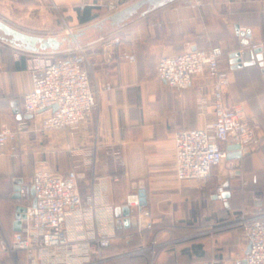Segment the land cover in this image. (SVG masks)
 <instances>
[{
    "label": "crops",
    "instance_id": "crops-1",
    "mask_svg": "<svg viewBox=\"0 0 264 264\" xmlns=\"http://www.w3.org/2000/svg\"><path fill=\"white\" fill-rule=\"evenodd\" d=\"M48 1L51 8L59 5L72 14L75 24L80 23L74 8L80 0ZM16 6L29 13L38 11L39 16L44 10L43 4L26 0H0V12L12 14ZM151 17L144 37L139 33L133 36L137 29L134 27L124 34L106 37L117 38L110 49L92 45L89 69L101 89L100 105L77 127L66 130L62 139L34 129V117H19L14 111L16 105L25 115L23 95L33 85L32 70L49 58L60 56L57 53L61 50L29 51L0 39V129L4 125L18 128L25 123L16 140L0 145V175L6 180L0 184V213L8 232L0 237L11 239L17 231V206L28 200L13 197L14 185L20 181L22 187L31 186L35 169L47 166L58 173L77 169L84 200L94 187L104 188L117 206L130 190L147 188L155 229L128 234L136 235L131 253L136 252L137 257L128 262L118 261L115 253H108L116 248L113 243L105 250L107 259L103 264H139L142 259L150 264L153 248L154 264H234L235 257L243 250L246 252L248 243L240 216L247 213L248 207L252 216L264 213L254 192L255 185L264 183V65L256 60L233 68L231 53L249 48L251 42V48L262 46L264 55V0H202L196 7L190 6L188 0H177L153 12ZM237 24L240 31L249 29L250 37L241 35ZM213 45L224 49L221 65L229 70L225 101L245 105L260 141L241 158L227 159L230 163L224 184L228 183L231 194L227 201H222L223 205L204 208L196 205L203 198L202 180L177 177L174 134L180 128L201 127L214 120L213 105L208 103L202 109L199 101L200 95L211 97V79L204 73L198 74L188 87L174 89L159 78L157 64L164 54ZM124 53H133L136 59L130 61ZM252 57L256 59L254 54ZM107 83H111L110 89L105 88ZM84 149L94 153L91 165H85L78 154ZM114 176L119 179L114 180ZM215 195L213 188L209 198L217 202ZM240 198L248 202L244 204ZM251 199H255L252 209ZM30 201L29 210L33 196ZM118 229L119 236L129 227ZM0 264L31 262L25 250H18L2 255Z\"/></svg>",
    "mask_w": 264,
    "mask_h": 264
},
{
    "label": "built area",
    "instance_id": "built-area-1",
    "mask_svg": "<svg viewBox=\"0 0 264 264\" xmlns=\"http://www.w3.org/2000/svg\"><path fill=\"white\" fill-rule=\"evenodd\" d=\"M126 0H80L78 6L104 7L110 12L121 9ZM201 0H193L192 7ZM58 9V5H54ZM66 33L74 32L66 26ZM117 38H102V46L110 49ZM124 58L134 61L133 53ZM224 49L220 45L189 48L182 52L164 54L157 64V75L167 86L176 89L188 87L198 74L211 79L212 95H200V107L208 103L214 107L212 122L193 128H180L174 134L176 173L180 180L207 179L226 158L230 143H239L242 153L260 141L242 102L227 104L225 89L230 83L228 68L222 67ZM87 47L75 40L66 54L49 58L32 70L33 85L23 95L25 114L36 119L34 129L39 131H66L77 127L100 105V88L94 83L89 69ZM111 83L105 85L106 89ZM57 105L55 108L54 106ZM40 116L36 117V115ZM25 123L18 128L4 125L0 129V145L18 138ZM18 155L17 153H14ZM85 165L93 163L94 153L84 149L78 153ZM79 172L70 169L58 173L51 168L37 167L31 186L35 188L34 203L26 218H21L22 228L14 231L11 239L0 237V259L25 250L31 264H103L105 250L118 237L116 205L104 188H93L84 200L79 187ZM118 180V176L113 177ZM28 187H22L25 194ZM226 186L222 183L216 195L222 201ZM121 205L136 207V232L155 229L148 190L140 186L130 190ZM240 223L250 251L244 250L234 259V264H264V213L247 216L241 214ZM154 238V243H156ZM141 250V249H140ZM139 250V251H140ZM155 248L150 264H154ZM218 264V262H214Z\"/></svg>",
    "mask_w": 264,
    "mask_h": 264
},
{
    "label": "water",
    "instance_id": "water-1",
    "mask_svg": "<svg viewBox=\"0 0 264 264\" xmlns=\"http://www.w3.org/2000/svg\"><path fill=\"white\" fill-rule=\"evenodd\" d=\"M177 0H138L134 3L119 9L118 11L113 12L103 20L98 23H94L91 27H85L83 29H79L74 31L72 34L68 33L65 35H37L28 33L21 29H18L3 19L0 18V39L5 41L6 43L11 44L12 46L19 47L21 49L29 50V51H51L57 52L64 49L72 48L75 40L84 42L82 36H85L91 28H95L98 32L97 38H103L105 35L111 33L112 31H116L126 25L134 22L135 20L147 16L158 9H161ZM107 30H106V29ZM236 30L241 35H246L250 37L251 31L248 29L246 31L241 30L240 26L236 25ZM88 39V38H87ZM252 43L250 42V47L243 50H236L231 53L233 68L249 65L255 63L256 60L259 61V64L264 65L263 60V48L260 45H254L251 48ZM196 47H193L195 49ZM255 55L256 59L252 56ZM16 104V103H13ZM55 108L57 105L54 106ZM15 113L18 114L19 117L32 118L33 114H25L22 115L21 110L18 106L14 107ZM243 156L242 150L240 148L239 143H230L227 145V159H238ZM226 190L223 195L225 197L230 196V190L228 188V184L225 185ZM22 188V184L20 181L14 185L15 193L13 195L14 198L22 200V198H28V200L24 204H19L17 206L16 211V220L14 222V229H21V218H26L30 205L32 204L30 201L31 196L35 194L34 186H29L27 192L25 194H21L20 190ZM217 195H215L216 197ZM137 213L136 207H129L128 205H117L116 206V215H117V227H131L136 222L135 214ZM250 251V245L247 246L246 253ZM243 264H247V260L244 259Z\"/></svg>",
    "mask_w": 264,
    "mask_h": 264
},
{
    "label": "rangeland",
    "instance_id": "rangeland-1",
    "mask_svg": "<svg viewBox=\"0 0 264 264\" xmlns=\"http://www.w3.org/2000/svg\"><path fill=\"white\" fill-rule=\"evenodd\" d=\"M19 1H24V0H19ZM26 1H27V3H30V4H33V3L43 4L44 10H43L42 15L39 16L38 11L37 12L33 11L30 13L26 12V11H22V7H20V9H17V6H16L14 8V12H12V14L11 13L10 14L3 13L1 11L0 12V18L3 20H6L9 24H12L18 28H21V30H24L28 33L39 34V35H43V36H49V35L60 36V35L68 34L65 31L67 25L73 26L74 31H77L79 29H83L85 27H91V25H93L94 23H98L101 20H103L104 18H106L107 16H109L110 14H112V12L107 10V8L99 7L97 9H95V11L98 13L97 17H95L92 21H90L89 24L88 23L87 24H80L78 21H76V24H75V21H74L75 19H73L72 14L67 13L65 11V9L61 8L59 5H58V7H59L58 9H56V8L53 9V7L51 8L48 0H39V1H37V0H26ZM135 1H138V0H126V2L124 3V5H122L121 8H124V7L134 3ZM192 1L193 0H188V3L190 4ZM201 2H202V0H201ZM9 5H8V7H11ZM76 6H78V3ZM190 6H191V4H190ZM160 11H158V12H160ZM24 13H27L26 15H28V16H26V18H27L26 20H24V18H23ZM34 14H37L36 15L37 17L35 19L32 18V16H34ZM152 14L153 13H151L147 16L141 17V18L135 20L134 22L126 25L125 27L117 29L116 31H112L111 33L105 35V37H103V38H106L109 36L112 37L116 34L118 35L119 32L124 34L125 30L131 29V28L132 29L137 28L136 30H134L136 32H134L133 36H135L136 34L138 35V33H139L141 36L144 37L147 34L148 29L146 30V27L151 20L149 18L151 17ZM157 29H158V31L159 30L161 31V28L158 27ZM97 35H98L97 30L95 28H91L85 36H82V39H84L83 44L87 47L88 57H89V51L93 46L103 48L102 42H101L102 38L95 39L97 37ZM67 51H68V49L63 48L61 50V52H59L57 54L63 55V54H66ZM46 133L52 135L53 138H55V139H62V136L65 135V131H47ZM63 158H65V154H63ZM229 163H230V161L225 159L224 162L220 166L216 167L212 171L211 175L207 179L200 181V182H202L203 198L201 199V202H199L197 200V202H196L197 206L202 205V206H204V208L205 207L211 208V207H215V206L218 207V206L223 205L222 200L219 198H218L219 201H217V202L212 201L209 198V193H210L211 189H213V188H215V190H216L228 178L227 173H228V169H229V166H228ZM31 172H32V170H30L29 175L31 174ZM29 175H28V178H29ZM4 181H6V180L4 179V177H2L0 175V184H3ZM227 184L228 183H225V185H227ZM0 187H1V185H0ZM1 189L2 188H0V190ZM196 194H198V192H196ZM258 199L262 202V205L264 207V199L260 198L259 196H258ZM239 200L243 201L244 204H246V202H248V199L240 198ZM254 200L255 199H251V201H250L251 209H252V206H254L253 205ZM244 208L246 209V205ZM249 208L250 207L247 208L248 211H247V213H245V215H247V216H251ZM31 210L32 209H30L29 211L31 212ZM4 229L5 228L3 227L2 215L0 213V234H4L5 236H7L8 232ZM135 230H136L135 225L129 227V229L127 231L122 230L120 232L119 236L113 242L115 244L116 248H114L111 251H108V253L109 254L115 253V255H117V257H118L117 260L123 261V262H128L131 259H133L134 257H137L136 252H134V255H133V253H131L133 251V249H131L133 247L131 245V243L135 240L136 235L134 237L128 235L129 233H133V231H135ZM132 239H134V240H132ZM138 249H141V248H138ZM106 254H107V251H106ZM150 255H151V259H152V253ZM15 257H17V256H15Z\"/></svg>",
    "mask_w": 264,
    "mask_h": 264
},
{
    "label": "trees",
    "instance_id": "trees-1",
    "mask_svg": "<svg viewBox=\"0 0 264 264\" xmlns=\"http://www.w3.org/2000/svg\"><path fill=\"white\" fill-rule=\"evenodd\" d=\"M99 7H85V8H80L79 6H76L75 9L77 11V15H78V19L80 21V23H87L92 21L95 17H97V12L95 11V9H97ZM264 183H262V185L257 184L254 187V192L256 195H258L260 198L264 199ZM119 230V229H118ZM134 262V261H132ZM147 261H145L144 259H142L139 264H146Z\"/></svg>",
    "mask_w": 264,
    "mask_h": 264
}]
</instances>
